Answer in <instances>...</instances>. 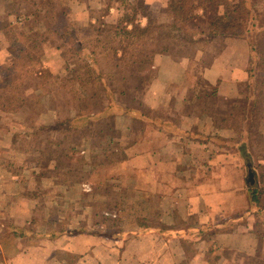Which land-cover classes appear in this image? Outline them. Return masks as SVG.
<instances>
[{
  "label": "rangeland",
  "instance_id": "obj_1",
  "mask_svg": "<svg viewBox=\"0 0 264 264\" xmlns=\"http://www.w3.org/2000/svg\"><path fill=\"white\" fill-rule=\"evenodd\" d=\"M217 1L222 11L235 2ZM145 2L0 0V196L23 193L8 188L14 175L27 185L24 193L29 198L53 200L46 207L33 204L31 211L39 214L40 226L74 224L81 231L102 234L157 223L152 156H138L151 151L152 109L146 93L155 71L136 74L133 57L142 50L159 53L161 46H168L174 61L189 58L196 71L209 65L222 43L172 40L166 33L176 0H169L166 14ZM251 2L264 20V0ZM134 15L136 24L154 26L155 36L136 38V48L124 41V35L114 39ZM260 45L264 48V40ZM201 48L204 57H199ZM53 54L60 59L57 72L43 64V56ZM198 83L212 88L203 79ZM203 96L201 91L197 98L192 93L190 104H177L170 112L172 121L180 123L185 114L199 113L201 104L214 102L212 96ZM183 145L179 147L197 148ZM251 145L258 163L264 155L263 136L254 135ZM188 159L185 166L196 164ZM259 170V177L248 178L249 185L256 179L264 183V166ZM0 208L3 217L9 215L6 206ZM162 211L172 216L166 205ZM174 213L177 224L185 222L184 206H177ZM102 242L89 254L59 252L57 264H117L120 253H112L108 242ZM0 259L3 264L1 253Z\"/></svg>",
  "mask_w": 264,
  "mask_h": 264
},
{
  "label": "crops",
  "instance_id": "obj_2",
  "mask_svg": "<svg viewBox=\"0 0 264 264\" xmlns=\"http://www.w3.org/2000/svg\"><path fill=\"white\" fill-rule=\"evenodd\" d=\"M168 2L147 0L145 5L166 14ZM114 10L110 7L109 13ZM217 38L207 44L217 40L221 47L209 65L196 71L189 58L179 62L170 55H157L154 60L155 76L146 93L152 109L151 151L138 156H152L157 223L125 230L128 238L118 241L119 247L74 224L40 226L39 214L33 215L31 209L53 200L29 198L24 193L27 185L12 175L8 188L23 193L0 196V207L9 212L4 217L0 213V220L11 223L0 224L1 263L57 264L59 252L93 253L106 240L109 251L120 253L117 264H264V195L259 204L250 195L252 188L264 189V183L256 179L248 184V178L254 173L259 177L264 166V155L257 163L251 145L254 135L264 139V57L252 52L246 37ZM202 50L199 57H204ZM59 60L56 54L45 55L44 67L57 72ZM202 79L212 88L199 85ZM200 91L202 98L212 96L214 102L201 104L199 113L185 114L180 123L173 122L171 110L190 104L189 96L197 98ZM189 143L197 148L179 147ZM189 157L195 165L185 166ZM165 205L172 216L162 213ZM177 206L186 208L185 222L180 224L173 216Z\"/></svg>",
  "mask_w": 264,
  "mask_h": 264
},
{
  "label": "trees",
  "instance_id": "obj_3",
  "mask_svg": "<svg viewBox=\"0 0 264 264\" xmlns=\"http://www.w3.org/2000/svg\"><path fill=\"white\" fill-rule=\"evenodd\" d=\"M172 10L173 20L170 25H167L168 33H166L167 36L173 38L172 40H181L192 44L201 42L207 44L217 37L242 36L249 39L253 53H259L261 57H264V48L260 45L261 41L264 40V20H260V16L255 14L256 10L252 6L251 0H235L229 9L224 11L221 10L217 0H177ZM136 11L134 10V12ZM130 24H132V28L122 27L115 33L114 39L119 35H124V41L136 48L138 45L136 38L147 35L152 39L155 38L151 32L154 26L136 24L135 15ZM169 50L168 46H161L159 53L155 50L149 54L142 50L138 58L133 57L132 62L136 64V74L140 75L152 71L155 57L157 55H169ZM66 68L70 70L69 66ZM246 159L250 161L251 157L248 155ZM263 191L264 189L258 187L251 189L250 195L253 203L259 204ZM125 234L127 231L119 229L105 231L99 235L108 241L112 240L113 245L119 247L117 242L124 241L122 238H126V240L128 238V235Z\"/></svg>",
  "mask_w": 264,
  "mask_h": 264
},
{
  "label": "built area",
  "instance_id": "obj_4",
  "mask_svg": "<svg viewBox=\"0 0 264 264\" xmlns=\"http://www.w3.org/2000/svg\"><path fill=\"white\" fill-rule=\"evenodd\" d=\"M107 216H111V217H117V214H110V213H106Z\"/></svg>",
  "mask_w": 264,
  "mask_h": 264
},
{
  "label": "water",
  "instance_id": "obj_5",
  "mask_svg": "<svg viewBox=\"0 0 264 264\" xmlns=\"http://www.w3.org/2000/svg\"><path fill=\"white\" fill-rule=\"evenodd\" d=\"M251 179H252V176H251Z\"/></svg>",
  "mask_w": 264,
  "mask_h": 264
}]
</instances>
